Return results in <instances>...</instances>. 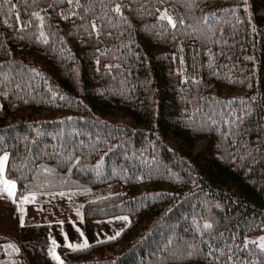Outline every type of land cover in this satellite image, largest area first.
<instances>
[{"label": "trees", "instance_id": "trees-1", "mask_svg": "<svg viewBox=\"0 0 264 264\" xmlns=\"http://www.w3.org/2000/svg\"><path fill=\"white\" fill-rule=\"evenodd\" d=\"M0 102L16 198L120 187L63 264H264V0H0Z\"/></svg>", "mask_w": 264, "mask_h": 264}, {"label": "rangeland", "instance_id": "rangeland-1", "mask_svg": "<svg viewBox=\"0 0 264 264\" xmlns=\"http://www.w3.org/2000/svg\"><path fill=\"white\" fill-rule=\"evenodd\" d=\"M5 167L0 172V264H60V251L75 250L85 241L90 245L116 236L129 222L118 219L126 216L93 222L80 220L85 202L119 192L118 184L33 194L30 203L29 195L15 197L16 186L11 196L3 191L4 181H12L5 177ZM247 241L261 248L264 225ZM53 254L60 259H54Z\"/></svg>", "mask_w": 264, "mask_h": 264}, {"label": "snow or ice", "instance_id": "snow-or-ice-1", "mask_svg": "<svg viewBox=\"0 0 264 264\" xmlns=\"http://www.w3.org/2000/svg\"><path fill=\"white\" fill-rule=\"evenodd\" d=\"M116 10L119 11V8H117ZM162 18H167V17H162ZM173 26H175V25H173ZM7 160H8V155L7 154H4L2 157H0V172L4 171L5 163L7 162ZM15 186H16L15 182L5 180L4 181V189H3V191L7 192L8 195L11 196V195H13L12 189H14ZM118 219H122L124 221H128V217H120ZM204 227L206 229H208V228H211L212 225L211 224H205ZM119 235H120L119 232L116 233V236H119ZM116 236L109 237V239H116ZM69 247H73V245L70 244ZM79 247L80 248H87L88 247L87 241H85L83 244L79 245ZM261 248L264 249V244L261 245ZM53 258L57 259V260L60 259L59 256H56L55 254H53ZM60 264H63V261H60Z\"/></svg>", "mask_w": 264, "mask_h": 264}, {"label": "crops", "instance_id": "crops-1", "mask_svg": "<svg viewBox=\"0 0 264 264\" xmlns=\"http://www.w3.org/2000/svg\"><path fill=\"white\" fill-rule=\"evenodd\" d=\"M26 195H29L28 198H29V201H30V203H31V194H26ZM78 219H79V218H78ZM80 220H82V219L80 218ZM82 221H83V220H82ZM90 222H93V221H90ZM107 239H109V238H106V239L104 238L103 240H107Z\"/></svg>", "mask_w": 264, "mask_h": 264}]
</instances>
